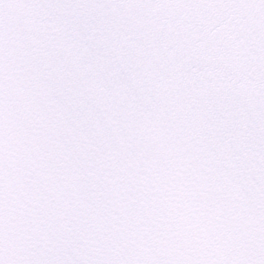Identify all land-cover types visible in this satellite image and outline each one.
Listing matches in <instances>:
<instances>
[{
    "label": "snow or ice",
    "instance_id": "obj_1",
    "mask_svg": "<svg viewBox=\"0 0 264 264\" xmlns=\"http://www.w3.org/2000/svg\"><path fill=\"white\" fill-rule=\"evenodd\" d=\"M0 264H264V0H0Z\"/></svg>",
    "mask_w": 264,
    "mask_h": 264
}]
</instances>
